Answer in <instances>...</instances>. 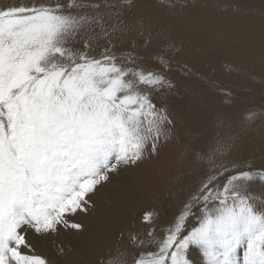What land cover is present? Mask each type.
<instances>
[{"label":"snow or ice","instance_id":"obj_1","mask_svg":"<svg viewBox=\"0 0 264 264\" xmlns=\"http://www.w3.org/2000/svg\"><path fill=\"white\" fill-rule=\"evenodd\" d=\"M217 7L250 0H0V264H264V104L237 115L211 60L185 58L157 15ZM256 130L259 156L241 161ZM148 165L171 214L144 213L94 257L60 239Z\"/></svg>","mask_w":264,"mask_h":264},{"label":"bare ground","instance_id":"obj_2","mask_svg":"<svg viewBox=\"0 0 264 264\" xmlns=\"http://www.w3.org/2000/svg\"><path fill=\"white\" fill-rule=\"evenodd\" d=\"M259 8L260 0H250L249 14L239 17H234L231 10L216 11L213 8H196L180 14L157 12L165 27L183 43L185 58L211 60L218 85L231 91L236 101L234 111L237 115L252 106L242 99L251 98L247 95L255 91L251 87L264 86V64L259 59L264 23ZM184 109L189 123L198 127L197 108L187 109L184 106ZM260 141L259 130L249 132L238 154L240 160L258 157ZM155 184V165L114 179L97 197L95 211L80 217L83 231L80 234H62L60 239L66 245L74 246L85 257H94L104 244L117 240L121 229H127L137 221L135 214L142 211L144 205L155 202L159 207L165 203L167 195L156 194Z\"/></svg>","mask_w":264,"mask_h":264},{"label":"rangeland","instance_id":"obj_3","mask_svg":"<svg viewBox=\"0 0 264 264\" xmlns=\"http://www.w3.org/2000/svg\"><path fill=\"white\" fill-rule=\"evenodd\" d=\"M18 2H21V1H18ZM219 2L220 3H225V2L226 3H230V2H227L225 0L224 1L220 0ZM213 9L216 10V11H229L230 10V9L221 10L219 7L213 8ZM230 12H232V11H230ZM249 12L250 11H248V9H247V10H242L240 12H233L232 15L234 17H239L240 15L249 14ZM218 70H219V68H218ZM251 88H253L255 90V91L251 90V91H253L251 93V95L247 94L251 98H242V99L245 100L244 103L245 102H250L251 103L252 106L248 107V108H258L261 104H264V86L263 85H260V86H254L253 85ZM247 91L251 92L249 89ZM193 101L194 100H192L191 96L189 94H187V95L184 96L182 103H183V106H185L187 109H189V108L190 109H196L197 106H196V104ZM244 109H246V108H244ZM164 198H165V203L164 204H160L159 207H158V205L155 202L154 203H147L146 205H144L142 211L140 210L139 212H136L137 214H135V217L137 218V220H138L139 217H141L144 213H147V212H155V211H160L161 212L162 211V212H168L169 214H171V212L174 211L175 208H176V206H175L176 202H175L174 199H170L168 196L164 197ZM158 201L160 202V199Z\"/></svg>","mask_w":264,"mask_h":264}]
</instances>
